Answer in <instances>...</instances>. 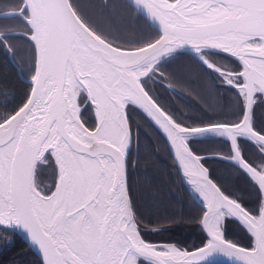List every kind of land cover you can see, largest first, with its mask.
<instances>
[{
	"label": "water",
	"instance_id": "95a60500",
	"mask_svg": "<svg viewBox=\"0 0 264 264\" xmlns=\"http://www.w3.org/2000/svg\"><path fill=\"white\" fill-rule=\"evenodd\" d=\"M127 1L160 33L152 43L135 49L109 43L79 17L70 0H24L22 9L0 13V17L23 15L27 9L26 19L33 30L30 37L36 47L34 76L25 78L31 84L27 102L0 123V135L19 131L29 113L47 104L57 118L63 122L68 116L72 130L93 142L111 146L113 141L124 143L130 135L129 155L133 136L132 130L129 133L127 107L134 105L165 136L184 184L196 199H201L198 200L203 206L201 226L208 241L196 250L204 253V248L210 247L212 253L202 264H243L240 255L246 256L251 264H264V171L245 160L237 142V137L244 135L264 145V134L255 130L251 122L255 96L258 92L264 95V9L258 6L261 0ZM204 51L228 55L242 66L235 75L243 78L238 87L245 95V110L237 124L184 126L153 99L142 83L158 63L177 52L191 53L207 68L223 73L201 55ZM79 88L84 89L87 102L94 107L100 124L97 132H89L84 128L85 123H81L83 106L78 101ZM213 134L222 135L230 142L232 157H221L240 167L260 189L263 204L259 216L226 195L202 162L203 156L191 148L190 137ZM45 151L37 155L32 150L27 155L26 177L37 169ZM195 192L200 193L199 197ZM225 214L234 217L256 237V248L248 249L224 238L220 222ZM127 215L138 225L132 204ZM146 246L158 245L146 243Z\"/></svg>",
	"mask_w": 264,
	"mask_h": 264
},
{
	"label": "trees",
	"instance_id": "16d2710c",
	"mask_svg": "<svg viewBox=\"0 0 264 264\" xmlns=\"http://www.w3.org/2000/svg\"><path fill=\"white\" fill-rule=\"evenodd\" d=\"M79 17L109 43L125 49L143 47L160 33L127 0H70ZM24 0H0V13L22 9ZM23 15L0 17V121L11 116L27 100L36 69L33 30ZM12 51L13 58L10 56ZM215 66L231 73L224 77L207 68L191 53L177 52L164 58L142 83L153 99L178 123L187 127L237 124L244 115L245 95L242 70L236 59L213 51L202 54ZM233 73V74H232ZM81 118L95 127L94 107L79 88ZM127 114L133 136L128 155L129 178L134 194L132 209L146 241L174 242L196 249L208 241L201 226L202 204L184 184L167 140L155 124L136 106L129 104ZM252 126L264 134V95L258 92L251 116ZM189 144L209 169L222 191L258 216L263 196L256 183L237 165L222 158L232 157L230 142L222 135L190 137ZM239 149L253 167L264 171V145L247 136L237 137ZM51 157L38 163L37 169ZM41 180L51 177L44 174ZM226 240L250 246L251 237L234 217L225 214L221 221ZM15 239V237H14ZM21 240L14 249L0 253V264H36L37 258ZM141 264H146L141 261ZM220 264V263H207Z\"/></svg>",
	"mask_w": 264,
	"mask_h": 264
},
{
	"label": "snow or ice",
	"instance_id": "6c2138e0",
	"mask_svg": "<svg viewBox=\"0 0 264 264\" xmlns=\"http://www.w3.org/2000/svg\"><path fill=\"white\" fill-rule=\"evenodd\" d=\"M249 6L255 5L245 7ZM258 6L264 9V0ZM94 122L96 127L84 124V128L97 132L99 120ZM130 145V135L124 143L113 141L111 146L81 137L72 130L68 116L62 122L47 104L29 113L19 131L0 135V253L24 240L37 258L36 264L206 261L212 254L210 247L200 253L174 242L146 241L138 225L131 222L127 215L134 201L127 151ZM45 149L50 163L46 161L26 177L27 155L32 150L38 155ZM44 174L51 177L46 183L40 179ZM247 233L251 244L244 247L256 248V237ZM145 241L158 246L149 248ZM155 252L169 255L155 256ZM189 252L196 254L189 256ZM239 259L251 264L244 255Z\"/></svg>",
	"mask_w": 264,
	"mask_h": 264
},
{
	"label": "flooded vegetation",
	"instance_id": "af4514ba",
	"mask_svg": "<svg viewBox=\"0 0 264 264\" xmlns=\"http://www.w3.org/2000/svg\"><path fill=\"white\" fill-rule=\"evenodd\" d=\"M205 52V51H204ZM204 52H202L201 53V55L204 53ZM203 56V55H202ZM204 57V56H203ZM205 58V57H204ZM217 67V66H216ZM219 68V67H218ZM219 69H221V68H219ZM221 70H223V69H221ZM224 72L223 73H218V74H220V75H222V76H224V77H226V76H228V75H230L231 73H228L227 71H225V70H223ZM217 73V72H216ZM233 74V73H232ZM235 74V73H234ZM197 200H199V199H197ZM199 201H201V199L199 200Z\"/></svg>",
	"mask_w": 264,
	"mask_h": 264
},
{
	"label": "rangeland",
	"instance_id": "374dc122",
	"mask_svg": "<svg viewBox=\"0 0 264 264\" xmlns=\"http://www.w3.org/2000/svg\"><path fill=\"white\" fill-rule=\"evenodd\" d=\"M10 56H11L12 60H14V58H13V54H12V51L10 52ZM82 109H83V107H82ZM82 109H81V110H82ZM132 145H133V144H132ZM41 181L46 183V181H44V180H41ZM198 193H199V192H198ZM198 193L195 192V194H196L197 196L200 194V193H199V194H198ZM198 197H199V196H198ZM198 199H199V198H198ZM199 200H200V199H199ZM260 212H261V211H260ZM259 215H260V213H259ZM259 215H258V216H259ZM220 225L222 226L221 222H220Z\"/></svg>",
	"mask_w": 264,
	"mask_h": 264
}]
</instances>
